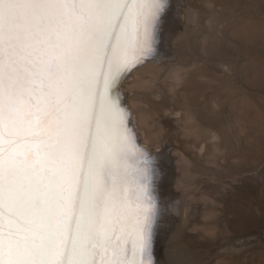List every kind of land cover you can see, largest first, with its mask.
<instances>
[{"label": "snow or ice", "instance_id": "6c2138e0", "mask_svg": "<svg viewBox=\"0 0 264 264\" xmlns=\"http://www.w3.org/2000/svg\"><path fill=\"white\" fill-rule=\"evenodd\" d=\"M164 8L0 0V264H146L148 162L108 90Z\"/></svg>", "mask_w": 264, "mask_h": 264}, {"label": "rangeland", "instance_id": "374dc122", "mask_svg": "<svg viewBox=\"0 0 264 264\" xmlns=\"http://www.w3.org/2000/svg\"><path fill=\"white\" fill-rule=\"evenodd\" d=\"M176 4L174 49L162 51L164 13L152 33L162 60L136 68L124 84L143 154L162 149L159 164L142 159L149 200L157 192L152 165L161 167L169 146L188 160L179 189L185 219L169 239L177 264H264V0ZM166 199L150 203L152 232Z\"/></svg>", "mask_w": 264, "mask_h": 264}, {"label": "bare ground", "instance_id": "6f19581e", "mask_svg": "<svg viewBox=\"0 0 264 264\" xmlns=\"http://www.w3.org/2000/svg\"><path fill=\"white\" fill-rule=\"evenodd\" d=\"M170 1H171L170 9H169L166 17H164V15H165L164 13H167L168 4L160 14V16H162V18L164 17L163 22L166 23V25H165V27H163L162 31H164V28H166L165 31H166V34L168 35L167 37L162 38L164 41L162 51L163 52L166 51L167 53H169V50L174 49V47L176 45L175 44L176 40H178L177 37H179L178 35L181 33L180 24L176 20L172 21L173 20L172 19L170 21L169 19L173 17L172 14H178L180 16L182 11L179 10L177 12L175 10L176 7L178 6V4H176V0H170ZM166 3H167V0H165V4ZM179 6H182V5L179 4ZM159 17L157 18V20H159ZM162 18L160 17V21ZM157 20L154 22V24H156ZM161 24L159 23V25L157 26L158 27L157 30L162 29L163 25H161ZM153 29H152L149 41H148L146 48H145L146 51L141 52V55L137 59L133 60L132 62L138 61V59L141 56H144V55H147L148 53H150L149 48H151V44L153 43V40L155 37V34H153V36H152ZM162 31H161V34H162ZM111 87L109 88L108 92H109V95L112 97L113 95L111 94ZM112 99L115 100L119 106L118 99L114 98V97H112ZM125 123H126V117H125ZM128 132L131 135L133 142L136 145V139H135L134 133L131 132V130H128ZM136 148L138 151H137L136 155L133 157L134 163L136 162V157L139 156L140 151L142 152L141 148L139 149L138 146H136ZM160 151H157L155 153L156 158L154 159V162L156 160H158V162H159V156L161 155V154H159ZM168 151H169V146H167L165 151L162 153V155H166V158H165L166 161L163 164H161V167L152 165V167H153L152 169L155 168V170H156V168L158 167V170L160 173V174H158V173H155L154 170L152 171L153 172L152 178H154V176L156 174L158 175V176L156 175L157 183L155 182L156 188H157L155 199L157 197L161 198L164 194L167 196L165 203L161 206V214L159 212H158L159 214L155 213L157 215V218H160L161 217L160 215L163 216V219L161 220V228L159 230V228L157 227V230L156 231L153 230V232H152V241H154V239H155V242H152L153 248L151 249V255L150 256L153 259V254H154L156 256L154 261L155 262L157 261L159 264H177L178 253L171 252V250L169 248V239L172 236L173 232L176 231L175 228H177L179 223L182 221V218L185 219L184 215L186 214V203L183 201V199H182L183 195L181 196L182 193L180 194L179 189L182 187L184 188V186H183L184 176H185V172L188 171V160L185 158L184 155H181V154L178 155L176 153L175 149H173L169 152ZM143 156H144V154L142 152L141 153V160L146 159V158H143ZM139 166L145 167V165H143V164H140ZM154 181H152V182H154ZM145 183H146V181H145ZM136 196H137V188L135 185H133L131 198L135 201ZM148 197H149V194H148ZM150 203H152V199H150ZM155 214H154V216H155ZM155 218H156V216H155ZM155 218H154V221L159 222L160 219L158 221H156ZM159 225H160V223H159ZM154 226H153V228H154ZM147 259H148V257H146V263H147V261H148V263H150L149 259L148 260Z\"/></svg>", "mask_w": 264, "mask_h": 264}, {"label": "water", "instance_id": "95a60500", "mask_svg": "<svg viewBox=\"0 0 264 264\" xmlns=\"http://www.w3.org/2000/svg\"><path fill=\"white\" fill-rule=\"evenodd\" d=\"M132 65V63L128 66V68L127 69H129V67ZM127 69H125V70H127ZM119 78H121L122 79V76H120ZM118 82V81H117ZM117 82H115L113 85H112V87H111V91H112V93L111 94H113L114 93V90L116 91V90H119V89H121V87H119V85L117 84ZM123 103H119V107H121V105H122ZM123 112H124V110H123ZM126 125H127V130H131V132H133L132 131V129L130 128V125H131V122L126 118ZM136 146H138V148L140 149V148H142L140 145H139V143H136ZM143 158H147V160L148 161H154V159H155V156H152V153H146V155H144L143 156ZM154 180L156 181V175L154 176ZM154 201H157V198L156 199H154V200H152V203L154 202ZM159 220V218H156V221H158ZM157 224V223H156ZM155 228V227H154ZM155 230H157L156 228L154 229V231Z\"/></svg>", "mask_w": 264, "mask_h": 264}]
</instances>
